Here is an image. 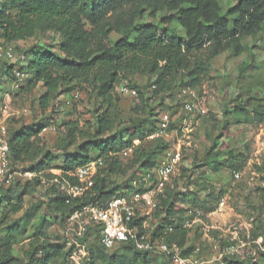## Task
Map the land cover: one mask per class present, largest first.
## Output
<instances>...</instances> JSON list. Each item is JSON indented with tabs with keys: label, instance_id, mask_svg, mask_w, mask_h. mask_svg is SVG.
<instances>
[{
	"label": "trees",
	"instance_id": "trees-1",
	"mask_svg": "<svg viewBox=\"0 0 264 264\" xmlns=\"http://www.w3.org/2000/svg\"><path fill=\"white\" fill-rule=\"evenodd\" d=\"M232 1L225 10L218 0H5L0 5V41L7 45L23 43V47L16 46L18 57L14 63L6 64L3 75L14 82L17 70L29 76L31 90L42 85L45 92L40 98V108L43 114L47 113L31 126L15 118L8 120L12 166L26 165L21 171L37 176L22 186L17 183L15 189L5 190V196L0 198V206L5 207L0 227L9 220V215L23 211L24 197L35 190L45 201V213L40 214L41 205H32L17 222L3 228L0 264L15 263L14 242L26 234L28 225L32 226V241L25 253L26 264H66L65 240L59 243L50 240L53 225L61 229L72 214L86 206L142 191L141 185H133L138 174L157 167L172 145L164 138L149 139L158 128L161 113L169 112L172 117L177 113L174 108L178 109L180 104L168 106L167 100L183 89H201L211 73V62L223 54L241 57L263 46L264 0ZM10 9L16 11L15 16H11ZM146 18L152 21H145ZM175 23L184 30V37L172 30ZM50 38L57 40V50L45 42ZM251 65L245 62L239 74L250 70ZM135 76L143 78L151 95L147 97L140 87H132L139 99L133 110L142 117L127 124L115 94L117 86ZM80 86L93 93L96 111L87 131L78 121L65 122L61 153H54L46 148L42 133L55 120L58 111L54 103L68 96L74 101ZM155 99L160 102L153 106ZM223 114L227 119L220 125L210 150L191 169L181 166L153 213L156 223L152 224V237L185 248L184 256L192 254L201 236L199 227L195 235L184 227L187 220L194 219L189 212L200 210L203 219L209 221L207 215L216 210L225 196L222 189L202 198L195 191L197 186L202 180H211L212 175L229 185L222 173L234 170V175L248 162L250 145L241 142L232 148L225 131L232 125L263 124L264 104L250 111L246 103L228 108ZM173 125L172 121L168 133ZM130 148L134 149L133 156L121 160L119 155ZM60 157L63 163L56 166ZM97 159H102L105 165L89 196L67 203L68 196L59 192L57 184L43 183V179H58L77 184L78 180L69 174ZM51 170H58L60 175H52ZM180 183L186 191L179 190ZM261 191L263 199L260 213H254L253 236L264 239V189ZM259 258L264 260V253L233 258L227 264H259ZM158 259L135 250L133 244L107 251L96 238L85 264H159Z\"/></svg>",
	"mask_w": 264,
	"mask_h": 264
},
{
	"label": "rangeland",
	"instance_id": "rangeland-1",
	"mask_svg": "<svg viewBox=\"0 0 264 264\" xmlns=\"http://www.w3.org/2000/svg\"><path fill=\"white\" fill-rule=\"evenodd\" d=\"M5 0H0V5L4 4ZM222 8L225 10L233 4L232 0H218ZM11 16H15L16 11L10 9ZM145 21H152L150 18H146ZM155 21V20H154ZM156 22V21H155ZM174 33L180 37L185 36V32L179 23H175L172 26ZM263 46L256 47L253 52L246 53L241 57H233L229 53H225L219 58L215 59L210 64L211 73L205 80L201 89L197 90L201 93L205 101V106L208 110L207 115L200 116H186L182 111L181 100L178 92L175 93L172 100H167V104L175 105L180 104L175 109L176 114L173 116L174 125L170 130V134L167 138L171 142L172 146L181 145L183 150H187L184 153V160L182 167L185 169H191L193 163L199 160L206 152L210 150L213 145V139L218 133L220 125H223L226 116L223 114L224 110L235 106H244L249 104V109L252 111L264 104V40ZM49 44L54 45V50H57L56 42L52 38L46 40ZM31 44V43H30ZM7 44L0 41V53L7 48ZM14 50L16 46L23 47V43H17L12 45ZM28 46V45H27ZM24 45V47H27ZM18 57V52H16ZM252 63L250 70H247L244 74L240 75L239 70L244 63ZM6 64L10 65L3 58L0 57V102L3 100L6 94H14L12 100V111L18 115L12 118L19 120L21 124L31 126L35 122H39L42 118L47 116L43 114L40 108V98L44 94L45 90L42 85H39L36 89L28 88L29 76L26 75L21 82V88L19 91H15L12 88V83L6 79L3 75V69ZM134 85L140 87L143 92H147L146 96L150 97L151 90L147 89L143 78L135 76L129 80H126L116 88V96L120 99L119 106L123 114V120L128 123H133L138 118L142 117L141 113L134 112L133 108L139 103L138 97L132 98L130 96L120 93V89L124 86L132 88ZM76 93L78 98L71 100V97H61V101L55 102V108L58 111L55 116L54 122L48 127V130L42 133L43 143L48 150L54 153H61V141L65 138L66 128L63 125L70 120L78 121L80 127L85 131L89 129V123L92 121V117L96 111V101L91 90L86 86H80ZM75 95V94H74ZM71 104L66 107V103ZM153 106H156L160 101L155 99ZM231 104V105H229ZM167 107V106H166ZM156 111V110H155ZM71 113L73 115H71ZM157 118L152 116V120L156 121ZM185 123L187 131L181 132V127ZM184 129V128H182ZM180 130V131H179ZM226 140L230 143L232 148H236L239 143L247 142L250 145V154L248 162L239 169L241 177L236 179L234 177V170H227L222 173L223 179L228 180L229 185H225L215 175H212L211 180H202L200 185L197 186V190L202 198L206 199V195L209 192L219 193L222 189L225 190V196L228 198V209H226L225 216L215 215L211 217L210 222L219 226L221 230H217L222 234H229L232 229H229L231 225H248L253 218L254 213H260L259 207L262 204L261 191L264 189V123L261 125H232L225 131ZM188 144H190L188 146ZM149 144H145L147 148ZM125 161L129 158H123ZM63 163L62 157L58 158L56 166H60ZM26 165L19 166L23 168ZM181 168L178 169L175 176L171 180V184L175 181V178L179 175ZM54 174H59L58 170H54ZM19 186H22L27 178L16 179ZM16 183V184H17ZM196 187V186H195ZM14 189L16 186L13 187ZM194 188L190 187V190ZM5 188L0 185V198L5 196ZM10 189V188H9ZM179 190L186 191V188L179 184ZM39 191H32L30 194L24 197L23 211L15 216L9 215V220L3 223L0 227L1 231L11 222H17L22 216V213L30 206L41 205L40 214L45 213V201L40 196ZM5 207L0 206V219L5 216ZM227 218V219H226ZM53 220V219H52ZM1 221V220H0ZM155 219L149 220V226H152ZM223 222H226L227 227H223ZM199 225H196L192 230L195 235L196 229ZM200 228V227H199ZM26 234L18 236L13 245L14 257L17 258L14 264H26L27 258L25 253L29 250L30 242L32 241V226L25 227ZM200 230V229H199ZM51 242L59 243L62 236V228L56 224L53 225L49 231ZM3 242L0 241V252L2 251ZM254 247L249 246L246 252L251 253ZM115 249L111 250L113 252ZM208 253V252H207ZM257 256V255H256ZM242 259V258H241ZM259 258L257 262L264 264V260Z\"/></svg>",
	"mask_w": 264,
	"mask_h": 264
},
{
	"label": "built area",
	"instance_id": "built-area-1",
	"mask_svg": "<svg viewBox=\"0 0 264 264\" xmlns=\"http://www.w3.org/2000/svg\"><path fill=\"white\" fill-rule=\"evenodd\" d=\"M0 57L8 63H14L16 56L13 46L8 45L0 53ZM15 75L16 80L12 83V88L17 92L20 90L21 82L26 74L16 70ZM120 93L132 98H136L138 95L135 89L128 86L122 87ZM13 96L14 94H6L0 102V185L5 188L14 187L18 178H27V181H31L37 176L12 166L8 120L18 115L12 111ZM74 97L77 99L78 94L75 93ZM179 97L182 111L186 116L204 117L207 115L205 101L197 90L183 89L179 92ZM66 104L69 105L70 102ZM172 121L173 117L169 112L161 113L158 118V128L149 139L164 138L167 140ZM180 129L181 132L188 130L185 123ZM47 130L48 128L44 132ZM183 151L181 145H171L166 157L157 167L144 174H138L139 178L133 185L136 187L141 185L142 191L116 197L107 203L89 205L72 214L62 227L61 238L65 240V248L68 251L66 264H85L90 259L91 244L96 238L107 251L116 249L122 244H133L135 250L157 256L159 264H227V261L233 258H245L264 253L263 237L255 238L253 236L254 216L248 225H230L229 229L232 231L227 235L217 231L221 228L210 222L213 215L223 216L226 214V209H228L226 196L221 198L216 210L207 215L209 221L203 219V213L200 210L189 212V215L194 219L187 220L184 227L193 230L196 225H199L201 232L196 248L189 256L183 255L185 248L178 244L167 243L163 239L152 237L153 227L149 226V220L153 219V213L158 208L159 198L164 195L166 187L171 184L172 178L182 166ZM133 154L134 149L130 148L119 156L121 160H124L123 158L130 159ZM104 165L102 159H97L70 173V176L78 180L77 184L58 179H43V183L57 184L59 192L68 196L66 202L69 203L70 200L92 194L95 178ZM50 173L60 175V173L54 174V170H51ZM241 174V172H235L234 177L239 179ZM223 225V227H227L226 222ZM249 246L254 247L251 253L246 252Z\"/></svg>",
	"mask_w": 264,
	"mask_h": 264
},
{
	"label": "crops",
	"instance_id": "crops-1",
	"mask_svg": "<svg viewBox=\"0 0 264 264\" xmlns=\"http://www.w3.org/2000/svg\"><path fill=\"white\" fill-rule=\"evenodd\" d=\"M213 216H215V215H213ZM225 215H223V217H224ZM227 219V218H226ZM224 224H225V222H223Z\"/></svg>",
	"mask_w": 264,
	"mask_h": 264
}]
</instances>
